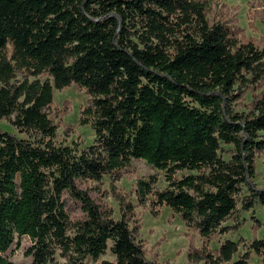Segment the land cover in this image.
I'll return each instance as SVG.
<instances>
[{"label": "trees", "instance_id": "trees-1", "mask_svg": "<svg viewBox=\"0 0 264 264\" xmlns=\"http://www.w3.org/2000/svg\"><path fill=\"white\" fill-rule=\"evenodd\" d=\"M206 5L0 0V119L14 115L15 127L41 136L34 143L0 128V264H14L4 253L23 236L30 264H48L56 253L62 264L95 263L106 249L114 256L107 264H162L146 258L125 214L103 217L74 182L98 180L132 159L163 171L167 182L153 190L155 177L138 179L137 198L151 195L204 238L226 231L221 223L243 189V210L264 204V188L253 183L264 151V93L248 112L232 108L245 74L264 75V52L210 22ZM72 83L92 96L83 113L95 138L82 150L53 144L44 111L53 89ZM222 144L231 147L228 159ZM179 170L195 173L178 178ZM64 191L81 202L83 220L70 222ZM238 242L224 240L201 264H248L247 253L234 258ZM249 246L264 262V233Z\"/></svg>", "mask_w": 264, "mask_h": 264}, {"label": "rangeland", "instance_id": "rangeland-1", "mask_svg": "<svg viewBox=\"0 0 264 264\" xmlns=\"http://www.w3.org/2000/svg\"><path fill=\"white\" fill-rule=\"evenodd\" d=\"M205 2L206 16L210 22L219 21L229 26L240 41L250 40L264 52V0H205ZM245 77L249 79L247 86L234 92L236 99L232 102V108L241 112L251 110L253 100L264 93V75L259 80L250 74H245ZM16 78L21 79L22 74L17 73ZM91 100L92 96L86 93L85 89L78 88L73 83L61 90L53 89L52 101L44 111L55 126V136L52 139L54 145L71 146L82 150L93 142L95 135L89 123L91 116L83 113V110L91 107ZM13 118L14 115L1 118L0 128L34 143L40 139L38 133L15 127L12 123ZM82 120L85 123H82ZM230 148L229 145L222 144L219 153L224 159L229 158ZM191 173L195 171L179 170L176 177ZM151 176L156 179L153 190L166 187L163 171L137 159H132L128 165L116 172L104 174L98 180L78 178L74 182L78 189L87 193L103 217L120 219L121 215L125 214L129 226L136 229V239L148 259L162 264H201L203 259H200V256L203 257L204 252L214 254L219 245L229 239L239 241V253L235 254L234 258L247 253L248 264H264L261 256L249 246L253 238L263 237L264 204L256 203L252 209L243 210L241 201L247 195L245 189L238 197L236 211L221 223V226L227 227L226 231L216 232L204 238L169 207L152 204L151 195L143 201L137 198L136 181L148 180ZM253 183L256 187L264 188V151L256 155ZM61 199L71 223L85 218L79 200L66 191L62 193ZM252 218H256L261 224L259 228L253 226ZM234 224H238L236 230L232 229ZM30 244L31 240L23 236L19 244L13 243L4 256L14 264H30L31 258L25 254ZM64 260L56 253L48 264H62ZM113 260V254L106 249L95 263L89 261V264H107Z\"/></svg>", "mask_w": 264, "mask_h": 264}]
</instances>
